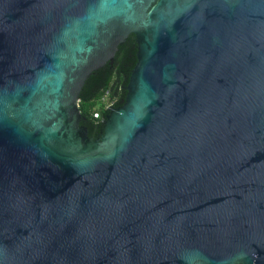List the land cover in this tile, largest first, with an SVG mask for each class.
Listing matches in <instances>:
<instances>
[{
    "label": "water",
    "instance_id": "95a60500",
    "mask_svg": "<svg viewBox=\"0 0 264 264\" xmlns=\"http://www.w3.org/2000/svg\"><path fill=\"white\" fill-rule=\"evenodd\" d=\"M0 264H264V0H0Z\"/></svg>",
    "mask_w": 264,
    "mask_h": 264
},
{
    "label": "trees",
    "instance_id": "16d2710c",
    "mask_svg": "<svg viewBox=\"0 0 264 264\" xmlns=\"http://www.w3.org/2000/svg\"><path fill=\"white\" fill-rule=\"evenodd\" d=\"M135 63L136 43L134 36L129 35L118 47L113 63H106L85 81L79 94L80 125L87 128L89 137L95 138L101 131V122L108 114L106 102L114 101L113 107L124 103L125 88ZM104 96L106 99L102 101ZM94 115L97 117L94 118Z\"/></svg>",
    "mask_w": 264,
    "mask_h": 264
},
{
    "label": "built area",
    "instance_id": "2783aa9c",
    "mask_svg": "<svg viewBox=\"0 0 264 264\" xmlns=\"http://www.w3.org/2000/svg\"><path fill=\"white\" fill-rule=\"evenodd\" d=\"M105 99H106V96H104L103 97V99H102V101H105ZM113 104H114V101H111V102H106L105 103V110H109L110 108H112L113 107ZM97 117V115H94V118H96ZM103 121V120H102Z\"/></svg>",
    "mask_w": 264,
    "mask_h": 264
},
{
    "label": "flooded vegetation",
    "instance_id": "af4514ba",
    "mask_svg": "<svg viewBox=\"0 0 264 264\" xmlns=\"http://www.w3.org/2000/svg\"><path fill=\"white\" fill-rule=\"evenodd\" d=\"M99 134H100V132L98 133V135L95 137V138H93V139H97L98 138V136H99Z\"/></svg>",
    "mask_w": 264,
    "mask_h": 264
}]
</instances>
